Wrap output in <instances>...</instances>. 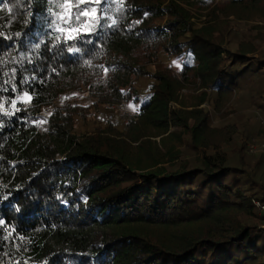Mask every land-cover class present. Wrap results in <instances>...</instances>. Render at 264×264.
Here are the masks:
<instances>
[{
    "label": "trees",
    "instance_id": "1",
    "mask_svg": "<svg viewBox=\"0 0 264 264\" xmlns=\"http://www.w3.org/2000/svg\"><path fill=\"white\" fill-rule=\"evenodd\" d=\"M49 7L0 0V264H264L262 156L229 153L204 99L182 92L264 79L228 20L264 22V0H107L104 26L73 41H57ZM128 103L138 111L79 130L91 109Z\"/></svg>",
    "mask_w": 264,
    "mask_h": 264
},
{
    "label": "rangeland",
    "instance_id": "2",
    "mask_svg": "<svg viewBox=\"0 0 264 264\" xmlns=\"http://www.w3.org/2000/svg\"><path fill=\"white\" fill-rule=\"evenodd\" d=\"M223 3L218 2L214 7L221 6ZM223 8V7H222ZM218 12L219 16H222ZM262 13H257L252 16L251 20H234L233 16H229L228 20L230 26L233 27L232 33H238L240 36V41L242 44H252L257 50V55L264 57V22L255 21L258 19ZM264 19L261 17L260 19ZM204 19V17H202ZM220 19H224L221 17ZM237 38V35L234 36ZM235 46V43L234 45ZM176 61L177 64H173ZM160 66H169L174 70H179L181 68L180 59H175L171 55L161 54L157 61ZM154 66L149 67V71L153 72ZM151 77L143 78L139 81V89L141 93L145 95L144 86H148L151 82ZM194 84V83H193ZM183 100L187 103H197L198 101L204 99V103L199 106V108L206 109L211 115L212 124L220 127V132L227 143L225 149L229 153L234 151H239L241 145L248 146L247 156L252 163V167L259 163V159L262 156L264 164V128L260 123V112L254 107V102L264 103V79H260L257 84L250 83V80H245L242 85L241 90L229 91V94L217 97L214 94H210L206 89L201 88V85H191L182 90ZM205 93V94H204ZM86 95L82 97L83 102L87 101ZM129 103L119 108V110L113 107L112 111H104L99 108H93L90 110L88 121L84 123L81 118L77 125L80 131H93L97 122L106 121L108 119V114L112 112L114 115H123L124 112H133L131 108L128 107ZM132 105V104H131ZM134 107V105H133ZM49 108H43V112H47ZM262 125L264 126V121L262 120ZM174 130V128H170ZM160 137H156L159 140ZM184 150V149H182ZM251 154V155H249ZM264 166V165H263ZM264 202V194L259 201L255 200L256 210L258 214H264V212L259 209ZM261 226H264V220L256 219Z\"/></svg>",
    "mask_w": 264,
    "mask_h": 264
},
{
    "label": "snow or ice",
    "instance_id": "3",
    "mask_svg": "<svg viewBox=\"0 0 264 264\" xmlns=\"http://www.w3.org/2000/svg\"><path fill=\"white\" fill-rule=\"evenodd\" d=\"M23 0H17V4L22 3ZM107 0H48L50 5L48 11L50 16L54 17L52 19L49 27H55V30L61 33V36H57L56 39L59 41L61 37H63L67 41L80 40L84 36L91 35L95 33L98 27H103L101 24V20L104 18V9L101 5L105 4ZM119 5H123V0H116ZM7 7V4L3 5ZM53 8L58 9V11H53ZM9 12L13 10L11 8L8 9ZM118 11L120 8L117 9ZM116 24V20H112V25ZM112 25H108L111 27ZM0 35H3L0 33ZM19 35V33H17ZM11 39V37H7ZM86 43H91V41H85ZM38 47V45H37ZM69 52H78L79 48L69 47ZM173 64H177L176 61H173ZM179 67V65L177 64ZM103 67V66H100ZM107 72V69H105ZM5 91L7 89H4ZM17 100H24L25 102H29L32 100V97L25 92L23 97L17 96L15 100H12V106L16 112L20 111V108H16ZM129 108L133 111H138V108L133 107V105L129 104ZM3 108V105H0V109ZM6 115H13V112H7ZM52 113L49 112L48 115ZM46 121H41L44 123ZM4 221L0 220V225H2ZM0 231H3L0 228ZM8 237L0 236V239H7Z\"/></svg>",
    "mask_w": 264,
    "mask_h": 264
},
{
    "label": "built area",
    "instance_id": "4",
    "mask_svg": "<svg viewBox=\"0 0 264 264\" xmlns=\"http://www.w3.org/2000/svg\"><path fill=\"white\" fill-rule=\"evenodd\" d=\"M259 209H261L264 212V204H262L261 207H259Z\"/></svg>",
    "mask_w": 264,
    "mask_h": 264
}]
</instances>
